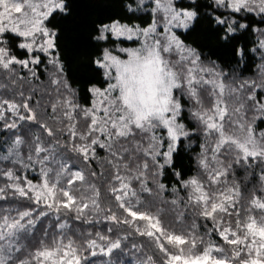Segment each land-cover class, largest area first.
I'll use <instances>...</instances> for the list:
<instances>
[{
  "label": "snow or ice",
  "instance_id": "obj_1",
  "mask_svg": "<svg viewBox=\"0 0 264 264\" xmlns=\"http://www.w3.org/2000/svg\"><path fill=\"white\" fill-rule=\"evenodd\" d=\"M0 0V264H264V0Z\"/></svg>",
  "mask_w": 264,
  "mask_h": 264
},
{
  "label": "trees",
  "instance_id": "obj_2",
  "mask_svg": "<svg viewBox=\"0 0 264 264\" xmlns=\"http://www.w3.org/2000/svg\"><path fill=\"white\" fill-rule=\"evenodd\" d=\"M75 8V17L69 19L62 25L66 29L67 44L70 49L75 46L74 36L77 31H83V28L79 27L80 22L90 14L87 0H75Z\"/></svg>",
  "mask_w": 264,
  "mask_h": 264
}]
</instances>
